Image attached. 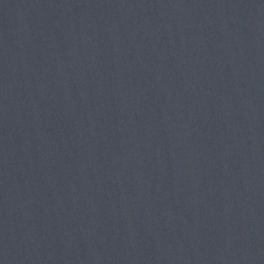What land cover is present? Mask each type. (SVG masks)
<instances>
[{
    "label": "water",
    "instance_id": "95a60500",
    "mask_svg": "<svg viewBox=\"0 0 264 264\" xmlns=\"http://www.w3.org/2000/svg\"><path fill=\"white\" fill-rule=\"evenodd\" d=\"M0 264H264V0H0Z\"/></svg>",
    "mask_w": 264,
    "mask_h": 264
}]
</instances>
